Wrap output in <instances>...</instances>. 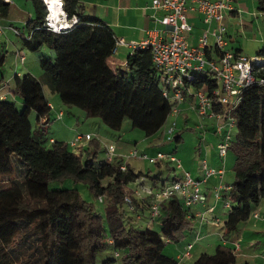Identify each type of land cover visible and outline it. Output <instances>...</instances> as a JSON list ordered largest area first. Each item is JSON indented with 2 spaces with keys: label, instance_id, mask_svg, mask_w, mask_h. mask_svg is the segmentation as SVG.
Instances as JSON below:
<instances>
[{
  "label": "trees",
  "instance_id": "16d2710c",
  "mask_svg": "<svg viewBox=\"0 0 264 264\" xmlns=\"http://www.w3.org/2000/svg\"><path fill=\"white\" fill-rule=\"evenodd\" d=\"M28 1L32 18L21 32L13 28L26 49L45 46L54 56L52 60L38 56L39 78L29 72L12 75L10 91L20 101V109L13 100L0 98V175L16 171L0 188V264H96L106 237L112 249L122 253L121 264H176V258L162 249L191 229L188 208L180 197L161 203L155 217L147 212L149 220L159 217L158 230L136 226L134 220L143 216L136 213L133 219L128 212H141L143 204L147 211L149 202L135 198L128 184L141 173L118 157L96 160L100 142L95 137L78 151L60 140H48L45 145L42 133L31 129L28 118L33 111L36 121L46 122L50 105L43 95L45 85L62 104L81 109L84 118H98L111 130H119L127 119L144 135L155 133L174 103L162 95L159 70L151 62L149 48L133 49L124 68L112 67L108 60L115 37L102 21L82 11L79 0H61L66 16L77 20L58 33L42 27V0ZM255 1L257 9L264 11V0ZM9 3L0 0V18L7 16ZM213 52L220 55L215 47ZM204 55L211 59L206 49ZM256 57L262 61L255 65V75L264 78V46ZM3 61L0 51V65ZM190 85H204L209 93L217 88L213 74L206 70L193 71ZM231 114L235 135L228 150L233 154V181L220 195L227 201L225 234L254 217L264 198V84L242 89ZM13 162L18 163L16 170ZM67 178L84 182L96 200L101 196L98 202L105 204L106 228L93 203L82 199L76 189L47 187L51 181ZM235 256L232 247L217 244L211 254L200 253L190 264H237Z\"/></svg>",
  "mask_w": 264,
  "mask_h": 264
},
{
  "label": "rangeland",
  "instance_id": "374dc122",
  "mask_svg": "<svg viewBox=\"0 0 264 264\" xmlns=\"http://www.w3.org/2000/svg\"><path fill=\"white\" fill-rule=\"evenodd\" d=\"M255 9L258 13V17L253 18L249 23L245 22L244 28L237 29L240 30L238 32V39L242 40L249 50H251L250 52H245V54H247L246 56L250 57L256 56L257 51L264 46V11L257 9L256 1ZM29 18H32V7L28 0H10L7 16L0 18V26L3 28V34L0 35V51H2L4 55V61L0 65V79L3 78L2 82L0 81V94H6V99L9 101L12 100L10 99L11 95L9 96L12 88V75L14 73L22 74L23 72H29L32 75L34 74L33 76H36V78H39L41 70L38 65V56L42 55L50 60H52L54 56L53 51L45 46H41L37 51H30L26 49L21 43L20 37L10 30L9 27H14L21 32L24 23ZM245 36L247 39L246 41L244 40ZM255 36H260L263 39L261 43L254 40ZM18 51L24 55L25 62H18L16 57V52ZM42 89L44 97L50 104L49 114L46 118H44L47 120L46 122H44V120H42V122L36 121L35 113L33 111H30L28 118L31 129L35 130L36 133H42L45 140L44 144L48 145L49 138H53V140H62L66 142L67 147L70 150L75 151L74 148L68 145V139L73 138L75 134L83 135L85 132H89L88 134H93L100 142V149L97 153L96 160L104 161L106 159L105 147L111 143L115 148V152L112 153V155H114V157L120 156L124 164H126L134 172L141 173L137 180L128 184L129 187L137 188V195L139 197H146V192L141 189V185L145 186L146 189H149L148 187L152 185V182H154L151 178L153 176L158 178V180H156V185H158L162 180L168 184L171 181V178H173V174H179L181 171L186 170L189 172L191 177L198 175L197 178H199L201 175L200 163L202 159H205L206 164L211 166L209 163V156H211V150L214 147L213 143L216 139L213 135L216 136L217 134L212 132L211 134H208L210 130H207V133L205 132L204 128H206V124L209 126L210 119L198 115L193 109H183L182 112L179 111L180 113L185 111L188 115V120L185 122L182 121V116L179 114L167 115L161 127L155 133L146 136L141 130L131 127L127 119L122 120L119 130H111L96 117L84 118V114L81 109L75 106L62 104L57 95L51 93L45 85H42ZM13 101L16 103V108L20 109L21 107L18 104L20 101L17 98L15 100L13 99ZM59 110L61 115L57 117L56 114ZM172 121L175 122L174 134L176 132L177 134L171 140L163 141L164 132ZM211 121H213L214 130L215 121L213 119H211ZM231 135L232 137L235 135L234 127L231 129ZM204 137H206L205 140ZM133 150L136 151L138 155L145 154L147 157H153L156 151L170 152L175 158H177L181 167L180 169L176 168L175 163L173 162L161 161L149 163L147 160L138 158V156L133 158L129 156V152ZM232 163L233 154L230 150H228L224 161V175L220 181L222 184L230 185L233 181V173L231 170ZM17 164L15 165V162H13L15 170L17 168ZM217 167H219V164ZM15 174L16 171L11 175H0V188L6 186L8 179L16 176ZM104 182L105 181H103V183ZM47 187L49 189H76L82 199L93 203L95 211L99 212L102 216L103 226L106 228L104 212L105 204L98 202L96 198L92 196L84 182L73 181L72 179L67 178L63 180L51 181L48 183ZM203 187L204 186L202 185L200 188L203 189ZM261 201L264 208V198H262ZM219 205H221V203H219ZM124 209H127L125 205ZM136 213H139V211L128 212L133 219ZM147 219V211L145 210L142 219L137 221L134 220V224L136 226L158 230L159 217L152 220ZM248 221H252V218L250 217ZM193 225L194 224L192 223L189 231H185L182 239L177 242H167L163 246V254L168 256H175L177 254L180 255L179 258H176V264H190L199 254L196 253L195 248L200 244L198 241H193V234L197 230L195 226L193 227ZM237 229L229 235L237 233ZM218 230L221 231V227L218 228ZM250 238L253 239V241H249ZM236 242L240 245L239 251L236 254L238 263L245 261H248L250 264L264 263V234L246 235L244 238H240V240H237ZM187 243H191V247H193L192 249H189V253L192 255L190 258L181 256L182 249L180 248H182L183 245L185 246ZM213 250L214 246L208 248L206 253L211 254ZM104 251L113 255L114 250L108 243L107 237L105 238V246L100 253H103ZM117 253H119L118 256H113V260L108 264H119L122 253ZM98 254L99 252L97 253L96 264H99L100 262ZM244 254L251 255L252 257L244 259V257H242Z\"/></svg>",
  "mask_w": 264,
  "mask_h": 264
},
{
  "label": "built area",
  "instance_id": "2783aa9c",
  "mask_svg": "<svg viewBox=\"0 0 264 264\" xmlns=\"http://www.w3.org/2000/svg\"><path fill=\"white\" fill-rule=\"evenodd\" d=\"M42 2L45 9L42 27L46 30L54 33L62 32L76 22L77 18L74 15L69 18L66 16L62 9L61 0H57L59 12L56 14L55 19L51 15L50 6L47 2L45 0H42ZM150 7L161 13L158 22L165 27L164 36H150L129 46L132 49L149 48L151 62L159 70L158 79L162 86V95L174 103L168 115L179 114V104L184 95L187 94L193 97L192 108L198 115L215 121L214 133L218 136L216 155L220 162H223L232 139L231 129L234 127V118L231 112L239 102L241 90L254 83L264 84V78H257L255 75V65L261 62L262 59L242 54L233 55L224 48L222 19L224 12L232 10L230 0H150ZM194 11L202 15L205 23L209 21L215 23L212 36L214 47L220 52L216 63L207 60L204 55L206 32L198 39L195 46H189L186 41L185 35L191 29L187 22V13ZM9 28L14 34L17 33L13 27ZM2 34L3 28L0 26V35ZM126 44L121 38L115 37L111 54L115 52L118 45ZM16 57L19 63L23 62L24 55L22 53L16 52ZM203 70L211 72L217 83V88L210 93L204 85L197 88L190 85L192 72ZM60 115L59 110L56 116L59 117ZM174 126L175 122L172 121L164 132L163 141L171 140L174 137ZM90 138V134H75L68 141V145L78 151L81 148L80 142H86ZM113 151L114 147L109 143L105 147L107 161L114 158ZM129 156L133 158L138 156V158L147 160L149 163L173 162L176 168L180 169L181 167L177 158L170 152L156 151L153 157H147L145 154L138 155L133 150L129 152ZM116 157L120 158V156ZM120 169H124V165L120 166ZM200 172V177L196 179L191 177L187 171H181L168 184H164L153 191L147 189L146 192L150 196L147 208L148 215L151 218L155 217L161 203L173 196L180 197L183 205L187 208L196 203L203 204L205 196L200 189L201 183H204L208 177L213 175L221 179L223 165L218 168H211L202 159ZM229 189L230 185L218 183L214 187V197L218 199L221 192ZM101 199V196H99L97 201H101ZM124 199L129 202L128 198L125 197ZM225 206H227V201H225ZM210 210L211 208H206L204 212ZM204 212L197 214L200 220L203 218ZM253 216L258 217L257 213ZM210 223L217 225L218 219L214 217ZM189 248L190 244H187L182 256L188 255ZM237 249L238 245L234 243L232 252L235 254ZM113 256L117 257L118 253L114 251Z\"/></svg>",
  "mask_w": 264,
  "mask_h": 264
},
{
  "label": "crops",
  "instance_id": "0c3cea01",
  "mask_svg": "<svg viewBox=\"0 0 264 264\" xmlns=\"http://www.w3.org/2000/svg\"><path fill=\"white\" fill-rule=\"evenodd\" d=\"M79 2L80 4H82V7H83L82 11L84 13L89 14L99 19L100 21H102L105 25L108 26V28L110 29L114 37L121 38L125 43H127L126 45H118L116 47L115 52L110 55L108 62L110 66L112 67H118V68L123 67L124 68L125 58L127 54H129L133 50L129 45L135 44L141 41L142 39L148 38L150 36H164L165 27L158 22V19L161 16V13L157 10H153L150 7V0H79ZM230 2H231L232 10L224 12L223 19H222V23L224 26L223 38L225 40L224 48L229 50L231 53L235 52L234 53L235 55L237 54L247 55L245 54V52H250L251 50H249V48L246 46L244 42H242V40L238 39V32L240 30H237V29L244 28L245 22L249 23L253 18L258 17V13L255 11L256 10L255 1L254 0H230ZM187 22L189 23L191 27L190 31L186 33L185 35L188 45L195 46L198 42V39L202 36L204 32H206L205 49L207 50L208 55L211 58V59H207V58L206 59L211 60L214 63H216L218 56L215 55V53L213 52L214 38L212 36V32L215 29V23L213 21H209L208 23H205L203 21L202 15L195 11L187 13ZM244 40L245 41L247 40L246 36ZM254 40L256 42L261 43L263 39L260 36H255ZM23 61L25 62L24 59ZM2 79L3 78L0 79L1 82H2ZM10 95H11L10 99L12 100L16 99V97L11 92L9 96ZM1 97L5 99L7 98L6 94H0V98ZM193 101L194 99L191 95L185 94L183 97V100L179 104L180 112H182L183 109L184 110L193 109L192 108ZM180 112H179V115L182 116V121L185 122L186 120H188V115L186 114V112L185 111L183 113H180ZM209 122H210L209 126H207L206 124L205 126L206 128H204V130L206 133L208 132L207 130H210L209 131L210 133L208 132V134H211V132L214 133L213 121H211L210 119ZM88 133L89 132H85V134H88ZM213 136L216 139H215V142L213 143L214 147L211 150L212 151L211 156H209V163L211 164V166L209 167L218 168L217 167L218 164L219 166L223 165V175H224V161H225L226 155L224 157L223 162H220L219 158L216 155V143L218 141V136L217 135L216 136L213 135ZM90 137L92 138L95 136L93 134H90ZM205 138L206 137H204V140ZM49 140H53V138H49ZM70 140L71 138L68 139V141ZM80 144H81V148H84L86 142L81 141ZM113 152H115V148ZM177 175L178 173L173 174V178H175ZM197 176L193 178L198 179ZM173 178H171V180ZM221 179L218 178L216 175H213V176L208 177L204 183H201L200 187H202V185L204 187L203 189L201 188L200 189H201V192L205 196V200L203 204L196 203L194 205H191L190 208H188V216L191 217L190 220L194 224L193 227L195 226V228L197 229L196 232L193 234L194 235L193 241H198L200 244V245H197L195 248L196 253H199V254L203 252L206 253L208 251V248L213 247L217 244H225L230 247H233V244L237 243L236 242L237 240H240V238L241 239L244 238L246 235L249 236L250 234L252 235H257V234L263 235L264 234V208L262 205V201L260 200V202L258 203V205L256 206L254 210V214L257 213L258 217L256 218L251 217L252 221H248L249 220L248 219L246 222L240 223L238 225V229H237L238 231L234 235H229L232 232L225 235L222 229V224L226 217L225 213L227 212V206H225L224 198L219 197L218 199H216L214 197V187L218 183H221L220 182ZM153 180L154 182H152V185L148 187L151 191L156 190L161 185L166 184V182L162 180L160 181L158 185H156V180H158L157 177L154 178ZM226 185H229V184H226ZM129 188L132 189L133 195L135 198H141V200H144V202L150 201V196L146 192L147 189L145 186L141 185V189L144 190V192H146V197H139L135 193L137 192V188L135 187L134 188L129 187ZM222 193L223 192H221V195ZM219 203H221V205H219ZM142 208L143 209L139 213L143 216L146 210L144 204L142 205ZM206 208H211V210L204 212ZM224 210H225V213H224ZM202 212H204V214H203V218L200 220L197 214L202 213ZM214 217L218 219L217 225L210 223V221ZM220 227H221V231L218 230V228ZM221 236H224V237L226 236V238L223 239ZM249 241H253V239L250 238ZM187 244H190L191 249L193 248L191 247L192 246L191 243H187ZM187 244H185V246ZM185 246L183 245L182 248H180L182 249V253L184 251ZM239 248H240V245H238V249L235 252V255L238 253ZM182 253H181V256H182ZM98 256L100 257L99 264H106L103 261H105L106 259H110V258L112 259L113 257L112 254L106 251H104L103 253H99ZM179 256L180 255L177 254L172 257L179 258ZM184 256L185 258L192 257L189 251H188V255H184ZM242 257L246 259L252 256L248 254H244L242 255ZM235 260L237 264H240L237 262V255L235 256ZM119 264H121V259L119 261Z\"/></svg>",
  "mask_w": 264,
  "mask_h": 264
},
{
  "label": "bare ground",
  "instance_id": "6f19581e",
  "mask_svg": "<svg viewBox=\"0 0 264 264\" xmlns=\"http://www.w3.org/2000/svg\"><path fill=\"white\" fill-rule=\"evenodd\" d=\"M45 1L50 6L51 15L53 19H55L56 14L59 12V8L57 7V0H45Z\"/></svg>",
  "mask_w": 264,
  "mask_h": 264
}]
</instances>
